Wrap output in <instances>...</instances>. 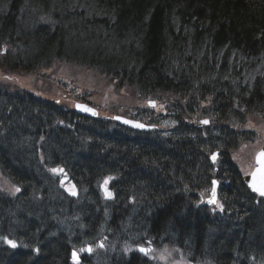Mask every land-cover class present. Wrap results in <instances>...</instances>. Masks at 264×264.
<instances>
[{"label": "trees", "instance_id": "1", "mask_svg": "<svg viewBox=\"0 0 264 264\" xmlns=\"http://www.w3.org/2000/svg\"><path fill=\"white\" fill-rule=\"evenodd\" d=\"M54 65L99 72L132 101L165 102L174 136H123L0 82V264H70L76 235L106 239L87 264H164L157 252L167 250L187 264H264V201L229 159L264 124V0H0V70L39 78ZM202 117L207 132L192 124ZM216 148L232 187L222 216L196 196ZM58 164L76 197L51 174ZM142 245L158 249L144 255Z\"/></svg>", "mask_w": 264, "mask_h": 264}, {"label": "rangeland", "instance_id": "2", "mask_svg": "<svg viewBox=\"0 0 264 264\" xmlns=\"http://www.w3.org/2000/svg\"><path fill=\"white\" fill-rule=\"evenodd\" d=\"M86 14L91 15L92 11L87 7L83 9ZM43 21V20H41ZM175 25L178 28V22L175 21ZM236 57L234 55L231 56V62L235 60ZM57 71H58V66H55L54 69L47 71L44 73V75L38 80V82L35 80L34 77L32 76H27V77H21L19 76V79L21 84L25 86V89H28L30 91H33V89H36L37 85L38 88L37 90L41 93L42 96H49L51 95L52 98H55L56 96H59L60 94H64L63 92L69 89H73L72 85H75L76 88H78L77 92L81 93L83 91H89V96L87 97L90 99L93 103L100 105L105 109L106 111L111 110L113 111H118L120 114L125 113V109L129 107H134L135 109H139V105L141 102L139 100H134L132 101L131 98H127L124 91L117 90L115 87H112L111 89L107 88L104 89L103 92H100L101 89H103V86L99 85V80H98V74L93 71H77V78L74 79L71 77L72 70L66 71V74L68 77L65 78L64 80V85L61 83L59 85L54 83L58 82L57 81ZM257 70L250 72V74L244 75V81L245 82H250L251 79L256 75ZM47 78H49L51 81H47ZM14 83V82H13ZM14 84H18L17 82ZM104 85V83H101ZM19 85V84H18ZM20 86V85H19ZM65 87V89H63ZM109 87V86H108ZM79 95V94H77ZM163 112V114H167L166 108L162 107L159 109H156L154 111V115L160 114V112ZM152 114V113H151ZM147 117V116H146ZM159 123L163 126H173L176 122V120L173 119H168V117H163L158 120ZM255 128V127H254ZM257 133L261 136L264 141V124L261 125V127H258ZM165 137L162 136V139L160 141H164ZM248 151V152H247ZM243 151L240 153L245 159L247 158L250 150ZM158 258L160 259L161 262L164 264H184L178 261H175L174 256L171 252L163 251V252H157Z\"/></svg>", "mask_w": 264, "mask_h": 264}, {"label": "water", "instance_id": "3", "mask_svg": "<svg viewBox=\"0 0 264 264\" xmlns=\"http://www.w3.org/2000/svg\"><path fill=\"white\" fill-rule=\"evenodd\" d=\"M81 109L85 112H88V115H93V116H97V112L95 110H92V111H87V110H84L86 108L82 107L81 106ZM95 113V114H93ZM116 121H118L119 123L123 124V125H126L128 127H131V128H135V129H143V130H147L149 129L148 127L138 123V122H134V121H131V120H127L125 118H121V117H115L114 118ZM137 125H142V127H138ZM264 152V148L262 149V151L260 153ZM260 153L257 155L256 157V165H255V170L253 173H256V178H255V182L256 184L259 186L260 182H261V179L264 178V163H261V157H260ZM246 182L249 186V188L251 189L252 192H255L257 193L258 195H260L258 192L256 191H253V189L250 187V184L253 183V176L251 174V176H248L247 179H246ZM261 196V195H260Z\"/></svg>", "mask_w": 264, "mask_h": 264}, {"label": "snow or ice", "instance_id": "4", "mask_svg": "<svg viewBox=\"0 0 264 264\" xmlns=\"http://www.w3.org/2000/svg\"><path fill=\"white\" fill-rule=\"evenodd\" d=\"M84 110L92 111L91 109H84ZM93 114H95V113H93ZM204 123H208V122L207 121H204ZM137 126L138 127H142V125H137ZM260 157H261V163H264V152L260 153ZM51 171L58 172V171H63V170L62 169H59V170L58 169H52ZM256 175H257L256 173H252L253 183L250 184V187L253 189V191L258 192L261 196H264V178L261 179V182H260V184L258 186L256 184V182H255ZM109 179H111V178H109ZM105 183H107V181H105ZM17 191H19V189H17ZM72 194L75 195L76 194L75 191H72ZM106 194L109 197L112 196V193L111 192H107ZM213 197H215V190H213ZM209 203L215 204V203H217V201L215 200V198H213L212 200L209 201ZM219 206L222 209L223 206L222 205H219ZM8 243L12 247H16L17 246L16 243L14 241H12V240H8ZM101 246H103V245H101ZM37 251H38V249H37ZM140 251L141 252H144L145 254H147L150 251V249L141 248ZM75 256H76V253L74 252L73 253V257L75 258Z\"/></svg>", "mask_w": 264, "mask_h": 264}, {"label": "bare ground", "instance_id": "5", "mask_svg": "<svg viewBox=\"0 0 264 264\" xmlns=\"http://www.w3.org/2000/svg\"><path fill=\"white\" fill-rule=\"evenodd\" d=\"M64 146H65V144H64ZM62 147H63V145L61 147H58V148L61 149ZM46 186H48V184ZM235 195H236V199H239L238 197L241 198V193H239V192L236 191L235 192ZM198 200H201V199H198ZM204 210L207 211V213L209 214V211L207 209H204ZM198 255H199V251H198Z\"/></svg>", "mask_w": 264, "mask_h": 264}]
</instances>
